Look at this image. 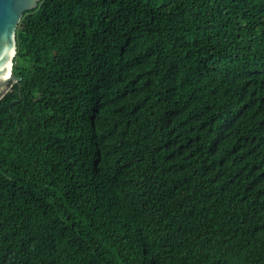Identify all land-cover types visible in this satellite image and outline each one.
<instances>
[{"label":"trees","instance_id":"trees-1","mask_svg":"<svg viewBox=\"0 0 264 264\" xmlns=\"http://www.w3.org/2000/svg\"><path fill=\"white\" fill-rule=\"evenodd\" d=\"M0 98V264H264V0H40Z\"/></svg>","mask_w":264,"mask_h":264},{"label":"water","instance_id":"water-1","mask_svg":"<svg viewBox=\"0 0 264 264\" xmlns=\"http://www.w3.org/2000/svg\"><path fill=\"white\" fill-rule=\"evenodd\" d=\"M40 0H0V98L17 82L12 72L16 51V25L25 10L35 7Z\"/></svg>","mask_w":264,"mask_h":264}]
</instances>
